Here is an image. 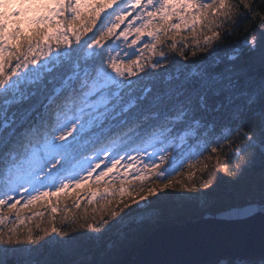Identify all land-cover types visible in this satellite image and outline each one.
<instances>
[{"label": "snow or ice", "instance_id": "6c2138e0", "mask_svg": "<svg viewBox=\"0 0 264 264\" xmlns=\"http://www.w3.org/2000/svg\"><path fill=\"white\" fill-rule=\"evenodd\" d=\"M236 29L242 39L214 46ZM192 45L207 55L190 59ZM222 158L229 179L194 182ZM89 181L108 187L89 193L87 205L103 204L85 207L83 224L62 218L91 230L73 236L53 200ZM221 183L245 199L235 214L264 217V0H0V264L25 251L10 247L23 213L44 203L51 227L26 236L55 234L44 264H77L74 242L92 245L80 264H125L116 257L173 211L165 190L206 204ZM198 264H264V226L258 247L219 245Z\"/></svg>", "mask_w": 264, "mask_h": 264}, {"label": "trees", "instance_id": "16d2710c", "mask_svg": "<svg viewBox=\"0 0 264 264\" xmlns=\"http://www.w3.org/2000/svg\"><path fill=\"white\" fill-rule=\"evenodd\" d=\"M87 11V9H85ZM101 16H103L101 14ZM258 22V21H256ZM231 28V25L226 26L224 29H217L221 32V36H224V33L229 31ZM210 35V33H209ZM245 35L244 30L242 29H236L234 34L231 37H227L222 39L221 41H215V44H221L222 46H227L233 44L235 41L242 39ZM189 43L191 44V38H189ZM164 47L165 52L169 56H178V52H172L168 49L166 45H162ZM192 50L197 51L196 57H191V53L188 52L190 59H203L207 53L201 52L198 48L195 47V45H192ZM185 51H188L185 49ZM208 51H211V49H208ZM94 155V154H93ZM209 155V153H205V156ZM203 159V157H201ZM209 165L214 164L210 171H206L203 174V179L208 180L209 179V173H212L213 171H216V173H219V171L222 172V165L225 162V160L222 158L221 164L217 165L215 160L212 161H206ZM188 163H191L189 161ZM232 164L235 163V160L233 159L231 161ZM260 163L257 164L256 171H259ZM217 169V170H216ZM219 169V170H218ZM189 169L187 167V163L185 166L181 169V172L184 173V175H179V179L186 178L187 173ZM196 173L197 170L195 169ZM195 176L194 182L199 181V179L202 177V173L198 172ZM223 176H225V179H229L223 172ZM197 177V178H196ZM187 179V178H186ZM199 191H210V189H204V188H198ZM235 190L231 185H228L226 183H221L219 189L217 190V194L213 196L210 200V206H207L206 209L202 205L199 204V201L196 200H182L180 196H176L175 194L171 195V198L167 201V206L173 211H171L169 214L165 216V218L161 219L158 223H154L152 225H149L141 238L135 243L134 246L128 247L125 251L120 253L116 258L120 259L125 262V264H130L131 261L134 259L135 254L137 252V249L139 247V244L141 241L149 234L151 233L157 226L161 224H167V223H181L188 219H197L203 215V211H210V212H218L223 209H227L229 207L237 206V205H245V199L241 198L243 196L238 194L237 198H234L233 193L231 191ZM168 191V190H167ZM238 191V190H237ZM98 192V191H97ZM171 192V191H168ZM89 193H91V190L87 188L86 190L82 189H71L68 191L66 195H62L60 198H54L53 203L57 202L59 203L60 211H58L56 215L55 224L57 227H61L66 231H69L71 235L75 236L78 233H84L89 232L91 230L87 228H81L78 224H70L69 221H64L62 218L65 215L71 216L76 215L79 217V223L83 224L84 221V208L88 207L89 212L91 211L92 207H99L101 204H103V201H100V204H94V205H87L86 201L89 198ZM77 195H79L85 203L81 205L80 209H76L73 207L74 200L76 199ZM234 198V199H233ZM127 199V197H126ZM21 204H23V201H21ZM66 209L70 211H66ZM209 209V210H207ZM36 211H43L45 213L43 218L36 217L32 220H28L27 217L32 216L33 212ZM51 208L47 203L39 204L33 207L31 211L26 210L25 213H23L24 216V224L19 225L18 227V233L21 239L20 245H12L10 247H16V248H23L25 251H18L12 254H9L4 259L6 261V264H44L45 261L53 258L54 252L56 251V246L49 245L48 247L41 248L40 246L44 244L45 240L51 239V235L45 236L44 239L34 241V242H28L26 240V236L28 233V230L31 229L34 237L36 235H42L41 228H50L51 227V218H52ZM13 219L15 217L13 216ZM39 225L40 227H37ZM12 224H6L5 231H7L9 228H11ZM62 239L67 240V237H64ZM92 247L91 244H88L86 242H74L71 245V254L68 256V259H71L77 264H80V262L84 261L87 256V252ZM32 249H39V251H32Z\"/></svg>", "mask_w": 264, "mask_h": 264}, {"label": "water", "instance_id": "95a60500", "mask_svg": "<svg viewBox=\"0 0 264 264\" xmlns=\"http://www.w3.org/2000/svg\"><path fill=\"white\" fill-rule=\"evenodd\" d=\"M237 205L206 212L182 223L161 224L139 244L130 264H198L214 247L225 244L259 246L264 217L244 219L233 212Z\"/></svg>", "mask_w": 264, "mask_h": 264}, {"label": "rangeland", "instance_id": "374dc122", "mask_svg": "<svg viewBox=\"0 0 264 264\" xmlns=\"http://www.w3.org/2000/svg\"><path fill=\"white\" fill-rule=\"evenodd\" d=\"M101 2H106V0H101ZM109 9H105V11H108ZM102 15H103V13H101ZM25 27H26V29L29 27L27 24L25 25ZM149 151H151V150H149ZM135 155V154H134ZM146 155V154H145ZM158 162V161H157ZM214 164H211V165H209V169H208V171H210V170H212L211 169V167L213 166ZM138 166H140V167H142L143 165L142 164H140V165H138ZM163 167H168V165L167 164H165V165H163ZM122 170V169H121ZM217 170V169H216ZM219 170V169H218ZM193 171H195V169H193ZM196 172V171H195ZM199 171H197V173H198ZM196 173V175H199V174H197ZM200 173H202L201 175H202V177H203V174L205 173H203V172H200ZM206 174V173H205ZM212 177H213V179H215V178H217V177H219V176H223V174H222V172L221 171H219V173H216V171H213L212 173ZM179 178V177H178ZM187 178V177H186ZM186 178H182V179H180V180H184L185 182H188L187 181V179ZM197 178V177H196ZM154 179V178H153ZM194 179H195V177H194ZM162 182H164V181H161V183ZM120 185H119V182H117L115 185H114V187H119ZM149 186H151V185H149ZM106 187H108V185L107 184H105V183H103V182H101V183H99V184H93L91 181H89L87 184H84V185H82L79 189H84V190H86L87 188H89V190H91V192H93V191H95V192H103L104 191V189L106 188ZM232 187V186H231ZM71 190V189H70ZM165 191H167V190H165ZM168 191H171V193L172 194H175L176 196L178 195V196H180V197H186V196H190V195H192V194H190V193H188V192H186L185 190H183V189H181L179 186H176V187H174V188H172V189H169ZM199 191V190H198ZM231 193H233V196H234V198H237L238 197V191H237V189H235V190H233V191H231ZM132 195L133 196H135L136 195V193L135 192H133L132 193ZM171 198V197H170ZM169 198V199H170ZM233 198V199H234ZM241 198H243V197H241ZM199 204L200 205H202L203 207H205L204 209H206V207L207 206H210V202L209 203H206V204H202L200 201H199ZM240 206H242V205H240ZM230 208V207H229ZM228 209V208H227ZM207 210H209V209H207ZM224 210V209H223ZM222 211V210H221ZM204 213H203V215L206 213V212H210V211H203ZM219 212V211H218ZM213 213H215V212H213ZM165 218V217H164ZM185 222V221H184ZM176 223H178V222H176ZM182 223V222H181ZM167 224H169V223H167ZM170 224H173V223H170Z\"/></svg>", "mask_w": 264, "mask_h": 264}]
</instances>
